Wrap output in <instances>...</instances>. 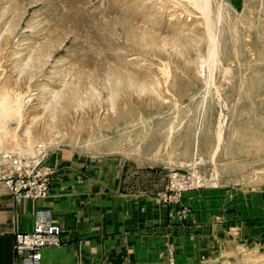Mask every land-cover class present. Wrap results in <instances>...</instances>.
Returning <instances> with one entry per match:
<instances>
[{
    "label": "rangeland",
    "instance_id": "obj_1",
    "mask_svg": "<svg viewBox=\"0 0 264 264\" xmlns=\"http://www.w3.org/2000/svg\"><path fill=\"white\" fill-rule=\"evenodd\" d=\"M204 10L0 0V113L19 109L0 140L125 155L166 182L169 167H194L207 181L196 190L224 194V235L209 257L167 264H264V0Z\"/></svg>",
    "mask_w": 264,
    "mask_h": 264
},
{
    "label": "crops",
    "instance_id": "obj_2",
    "mask_svg": "<svg viewBox=\"0 0 264 264\" xmlns=\"http://www.w3.org/2000/svg\"><path fill=\"white\" fill-rule=\"evenodd\" d=\"M48 162L54 174L44 199L16 201L0 185V264H15V236L33 230L38 209L62 228L41 264H167L171 251L187 262L209 257L224 235L223 193L190 191L182 213L166 198V177L147 176L125 155L63 149Z\"/></svg>",
    "mask_w": 264,
    "mask_h": 264
},
{
    "label": "built area",
    "instance_id": "obj_3",
    "mask_svg": "<svg viewBox=\"0 0 264 264\" xmlns=\"http://www.w3.org/2000/svg\"><path fill=\"white\" fill-rule=\"evenodd\" d=\"M29 152L0 144V185L16 200H40L48 197L54 168L48 160L51 155L48 143L39 141L30 145ZM206 179L196 168L169 167L165 195L169 202L182 205L185 194L206 186ZM62 228L47 210L35 212V223L30 232H18L15 236V264H41L43 249L61 244ZM171 260L174 257L170 252ZM173 261V260H172Z\"/></svg>",
    "mask_w": 264,
    "mask_h": 264
},
{
    "label": "bare ground",
    "instance_id": "obj_4",
    "mask_svg": "<svg viewBox=\"0 0 264 264\" xmlns=\"http://www.w3.org/2000/svg\"><path fill=\"white\" fill-rule=\"evenodd\" d=\"M193 1V3L197 6V7H200L204 12H205V10H204V8H206L207 9V5H208V0H192ZM212 27H211V24H210V22H209V24H208V31H209V33L212 31V29H211ZM214 47H215V44L213 43L212 44V46H211V55H212V57H213V52H214ZM208 62V61H207ZM17 113H19V109L17 108H13L12 106H5L4 107V109L2 110V113H0V118L1 117H5V116H11V115H13V118H16V117H14V116H16V114ZM10 119V118H9ZM8 120V119H7ZM7 122H9V121H7ZM6 122V123H7ZM1 123V122H0ZM3 123V122H2ZM5 123V122H4ZM3 123V125L5 126V124ZM2 126V125H1ZM3 126V127H4ZM0 129H1V127H0ZM3 130H4V128H3ZM5 130H7V129H5ZM5 130L2 132L3 134H1L0 133V139L3 137L4 138V136L5 135H9L8 133H9V129H8V133H6V134H4V132H5ZM1 131V130H0ZM4 135V136H3ZM5 137H7V136H5ZM10 137H11V135H10ZM12 139H14L13 137H11ZM7 139V138H6ZM1 141L2 140H0V144H1ZM19 145V144H18ZM30 146V145H29ZM28 147V145L26 146V148ZM12 148H14V149H17L19 152H21V153H23V152H29V150L28 149H26V148H23V147H20V145H19V147H12Z\"/></svg>",
    "mask_w": 264,
    "mask_h": 264
}]
</instances>
